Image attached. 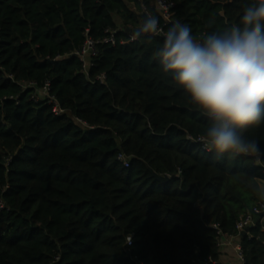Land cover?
<instances>
[{"label":"trees","instance_id":"16d2710c","mask_svg":"<svg viewBox=\"0 0 264 264\" xmlns=\"http://www.w3.org/2000/svg\"><path fill=\"white\" fill-rule=\"evenodd\" d=\"M171 1L164 24L156 0H0V264H213L217 231L233 234L263 200L252 157L197 142L212 121L155 55L175 22L199 41L261 0ZM141 11L161 32L130 40L123 27L140 28ZM28 82H49L65 112ZM244 134L264 153V122ZM250 233L245 264H264V230Z\"/></svg>","mask_w":264,"mask_h":264},{"label":"clouds","instance_id":"9594fccd","mask_svg":"<svg viewBox=\"0 0 264 264\" xmlns=\"http://www.w3.org/2000/svg\"><path fill=\"white\" fill-rule=\"evenodd\" d=\"M159 32L157 17L149 15L133 38H151ZM155 55L162 71L212 121L205 149L218 156L264 160L259 143L244 134L264 122V0L246 6L238 24L199 41L188 25L175 22Z\"/></svg>","mask_w":264,"mask_h":264},{"label":"built area","instance_id":"2783aa9c","mask_svg":"<svg viewBox=\"0 0 264 264\" xmlns=\"http://www.w3.org/2000/svg\"><path fill=\"white\" fill-rule=\"evenodd\" d=\"M156 6L159 12V15L164 21V24L172 22V15H173L172 9L175 6L174 2L171 0H156ZM160 32H161V29H160ZM115 33H116V30H113L105 38H103L102 41L105 43H110L114 45L116 43ZM130 40H134L133 36H130ZM95 45H96V42L88 38L86 39V41L84 42L80 50L75 52L76 56L83 63V66H82L83 71L87 70V68L90 65V57L96 53ZM103 78L104 77L102 76L98 77V79L101 81L103 80ZM24 87L34 88L36 90L34 97L36 99H39V98L45 99L46 102L51 105L52 111L55 114L60 115L65 112V109H63L60 106L56 97L49 93V82H46L44 86L41 88H37L33 82L26 83ZM77 122H79V124H81L84 128H92L91 126L87 125L84 121L80 119H77ZM197 142H201L203 149H205L204 147L205 139L203 137L198 138ZM117 158L123 161L125 166L128 165V159L125 154L120 153L118 154ZM252 159L255 165L261 167L262 174L264 175V161L263 160L257 161L254 158ZM5 207L6 205L4 204V202L0 200V209H3ZM256 225H259V227L262 230H264V199L257 201L247 212H245L243 215L240 216V218L235 223L233 234H224L219 230L217 231V246L220 251V254L222 253L224 248L230 247L233 250L234 260L236 261V263L245 264V257H244V253H243V250L240 244L241 232L244 230H247L245 236H247L248 238H252L250 229L255 227ZM127 243H130L129 238L127 240ZM57 259L58 257L55 258V260ZM210 261L213 264H228V263L221 262L219 259L210 260ZM51 264H55V261H53Z\"/></svg>","mask_w":264,"mask_h":264},{"label":"water","instance_id":"95a60500","mask_svg":"<svg viewBox=\"0 0 264 264\" xmlns=\"http://www.w3.org/2000/svg\"><path fill=\"white\" fill-rule=\"evenodd\" d=\"M138 16L141 19V22L143 23L144 19L149 16L145 11L138 12ZM139 28H131V27H123L124 32L127 34L133 36V33L136 32ZM152 176L159 182L166 183L169 180V177L167 175H159L156 174L154 171H151ZM247 230H244L241 232V236L244 237Z\"/></svg>","mask_w":264,"mask_h":264},{"label":"crops","instance_id":"0c3cea01","mask_svg":"<svg viewBox=\"0 0 264 264\" xmlns=\"http://www.w3.org/2000/svg\"><path fill=\"white\" fill-rule=\"evenodd\" d=\"M259 188L262 192L263 199H264V180H259L258 181ZM219 260L223 263H228V264H238L234 260V253L233 250L230 247L224 248L222 253L220 254Z\"/></svg>","mask_w":264,"mask_h":264}]
</instances>
